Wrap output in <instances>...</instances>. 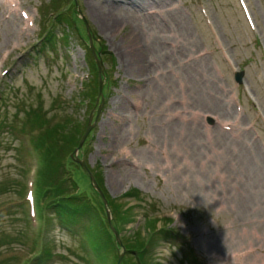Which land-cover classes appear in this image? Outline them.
<instances>
[{"label": "rangeland", "instance_id": "rangeland-1", "mask_svg": "<svg viewBox=\"0 0 264 264\" xmlns=\"http://www.w3.org/2000/svg\"><path fill=\"white\" fill-rule=\"evenodd\" d=\"M5 1L0 2V264L31 261L39 250L38 234L53 242L48 264L113 263L100 208L90 223L95 242L89 246L80 230L61 228L53 210L42 211L50 224L39 219V157L27 126L36 109L52 126L69 118L83 132L95 110L91 132L71 159L74 178L81 192L97 197L79 159L100 172L110 199L133 206L120 216L109 210L112 227L120 240L141 231L151 263L167 264L170 258L168 264H231L235 253L243 257L236 264H264V0H76V6L67 0L78 29L68 31L56 21L55 49L41 38L51 0H14L18 13ZM112 1L121 20L109 31L91 7H110ZM9 8L16 17L7 14ZM22 13L33 24L26 34ZM173 36L180 44L176 52L169 48ZM90 45L104 61L103 97L95 101L86 94L94 93L96 78L88 75ZM153 46L171 52L172 59L154 65ZM141 47L148 55L140 54ZM187 56L196 62L186 64ZM178 61L187 66H176ZM165 65L179 69L164 70ZM164 75L173 99L152 82ZM193 78L210 88L198 102L189 98L198 92ZM226 106L227 116L221 112ZM189 112L200 114L194 121L202 128L182 126ZM170 120L174 124L166 126ZM196 128L191 136L196 144H190L183 131ZM131 191L139 198H127ZM154 219L163 222L150 231L147 222ZM165 219L172 223L165 225ZM169 229L173 238L165 237ZM251 242L253 251L247 249ZM162 243L175 247L165 251Z\"/></svg>", "mask_w": 264, "mask_h": 264}, {"label": "trees", "instance_id": "trees-1", "mask_svg": "<svg viewBox=\"0 0 264 264\" xmlns=\"http://www.w3.org/2000/svg\"><path fill=\"white\" fill-rule=\"evenodd\" d=\"M72 2L71 0H69ZM62 0H57L51 8L55 9L62 4ZM60 24L67 25L68 28L77 29L76 16L74 13V7L71 10L69 16L64 14L60 16ZM76 22V23H75ZM78 33V32H77ZM47 42L51 45H55V36L51 34L48 35ZM87 52L89 53L88 64L91 67V72L95 75V81L92 83V87H95L93 94H87V97L92 101L93 96L97 97L99 93V81H98V68L94 62L91 49L87 47ZM105 52V51H104ZM103 59V57H102ZM87 85V87H89ZM31 115L33 118L27 126H30V130L33 132V148L35 149L39 157V167L36 171L37 176V187L40 196V210L39 219H45V224H50L51 220L48 216L43 217L45 210L51 211L58 216L60 220L59 224L61 228H67L68 231L72 229L80 230L83 232L84 239L86 240V245H92V241L95 242L93 231L90 229V223L94 221L96 213H98L99 208L106 214L105 206L97 194V197L90 192H81L80 185L78 182L69 175L74 172L73 163L71 160V155L74 153L75 149L79 146V143L83 137L84 130L79 128V124L75 123L71 119H65L64 121L52 126L44 115L38 112ZM72 129H69L71 128ZM87 127V126H86ZM82 132V134H81ZM36 134V135H35ZM92 171V170H91ZM97 184L104 192L106 199L109 203V209L112 212H118V215L126 214L133 210L132 207H128V203L124 205L118 203L116 200L109 198L106 190L104 189L103 178L99 174L98 170L92 171ZM138 191H131L127 193V198L136 197L139 198ZM128 207L124 209L125 207ZM44 209V212H42ZM163 222V219H154L147 222V227L150 231L156 230L158 223ZM165 225H170L172 220L165 219ZM93 224V223H92ZM114 224V219H113ZM101 228L105 230L108 240L109 248V259L112 260V264L118 263V245L116 243L115 237L108 226L107 215L106 218L101 220ZM74 232V231H73ZM161 232V231H160ZM175 232L171 229L166 231V235L169 238L174 237ZM133 236L123 237V245L126 249V255L123 259L122 264H153L152 259L149 261L147 259L149 243L145 242V238L142 236L141 231H136L132 234ZM38 234L36 236L35 246L39 248L36 252H32L33 259L27 264H48L55 254L53 248V242L43 240V237ZM177 235H175L176 237ZM5 240L3 239V243ZM1 243V242H0ZM85 245V244H84ZM34 247L32 248V250ZM14 261L17 258H12ZM9 260H4L3 264H6ZM149 261V262H148Z\"/></svg>", "mask_w": 264, "mask_h": 264}, {"label": "bare ground", "instance_id": "bare-ground-1", "mask_svg": "<svg viewBox=\"0 0 264 264\" xmlns=\"http://www.w3.org/2000/svg\"><path fill=\"white\" fill-rule=\"evenodd\" d=\"M4 0H0V2H3ZM164 1H166V0H164ZM163 1V2H164ZM14 3H16L14 0H7V1H5V4H9L10 6H14L15 7V4ZM147 4V3H146ZM106 6L104 7H102L101 6V4H99V5H97V7H95V6H93V4H92V7H91V13H92V15L95 17V18H97L101 23H102V25H103V28L105 29V30H112L113 28H115V27H117L119 24L118 23H120V18L118 17L119 16V14H117L116 12H119L118 10H120V7H118V6H116V3H113V1H112V4H111V6L109 7V6H107V4H105ZM101 7H102V12H104L102 15L101 14H99V9H101ZM16 10H18L17 8H15V11ZM8 12H7V14H9V16L10 17H16V13H12V10H10V8L7 10ZM131 12V11H130ZM16 14V15H15ZM25 20V22H28V17H27V15H25V18L23 17V21ZM30 21H32L31 19H30ZM29 24H27V26H26V28L25 29H21V33L23 34H26L27 32H28V30H29V26H28ZM25 31V32H23V31ZM171 41H172V45L169 47L170 49H171V52L172 51H175L176 52V49L177 48H179V46H180V44L179 43H175L176 42V40H177V38L175 37V36H173V37H171V39H170ZM177 42H179L178 40H177ZM154 47V46H153ZM183 47V46H182ZM181 47V48H182ZM173 49H175V50H173ZM141 51V53L140 54H143V55H148V50L146 51V49H144L143 47H141V48H139V52ZM154 54L156 55V54H158L157 55V60H158V64L156 63V64H154V65H157V66H160V63L162 62V59L164 58V57H166V58H170V60L172 59V56H173V54L171 53V52H167V51H165V49H163V48H160V47H157V46H155L154 47ZM183 49L181 50V52L180 53H183ZM187 58H191V59H189L187 62H186V64H188V63H190V62H192V59H194V62H196V60H195V57L193 58V56H187L185 59H187ZM142 62L144 61V60H141ZM160 62V63H159ZM132 64H133V62H132ZM146 64V63H145ZM186 64H184V65H182V62H180V61H178V62H176V66H187ZM134 65V64H133ZM161 65H162V63H161ZM167 65H165V67H166ZM176 66H173V65H171V67H169V65H168V67H169V69H167L168 67H166V69H164V70H171V69H173V71H175V70H178L179 69V67L178 68H176ZM147 68H148V70L150 69V66L148 67V65H147ZM142 69H143V71H145V69H146V66L144 67V65L142 66ZM162 73H164V72H162ZM167 80V76L166 75H164V76H162V80H160V81H158V83L154 80V81H152V82H154V83H156L158 86V88L160 89H162L163 91H164V93H163V95H173L174 93H170V92H168L167 90L168 89H170L169 88V86L170 87H172V85H171V83L170 82H167L166 81ZM193 80H194V82L195 81H197L198 83H196L197 84V86H198V92H197V94L195 93V94H193V95H191V97H189L190 98V101H192V99L194 98L197 102L198 101H201V98H203L205 95H206V93H210L208 90H210V88H207V84L204 86V82H202L201 80L199 81V80H195L194 78H193ZM152 82H149V84H152ZM200 82V83H199ZM160 89V90H161ZM195 90V89H194ZM149 91H150V89H149ZM211 92H212V90H211ZM160 93V92H159ZM200 95H203V97H201ZM175 95H173L172 97H170L171 99H173V98H175L174 97ZM214 96H215V99H217V96H216V93H214ZM203 102V101H202ZM186 103H188V102H186ZM172 104H174V102H172ZM192 105V104H191ZM228 106H226V107H224V108H222V110H221V112L222 111H224V115H229L230 114V111L228 110V108H227ZM122 109L123 110H121V111H124V107H122ZM126 113V112H125ZM184 113V112H183ZM189 113H191V112H189ZM223 113V112H222ZM222 115V114H221ZM218 116V119H223V117L222 116ZM186 117V118H185ZM196 117H201L200 116V114H195L194 115V117H192V113L190 114V116H187V115H184V118L186 119V120H184V122H185V124H187V125H184V124H182V126L183 127H185V126H189V125H197V127H199V128H202L201 127V124L200 123H197V124H195V121L194 120H197L198 118H196ZM187 118H190V119H187ZM202 120H203V117H202ZM204 120L205 121H207V119H206V117L204 118ZM226 120V119H225ZM190 122V124H188ZM224 122V121H223ZM227 122H231V121H227ZM174 124V122L172 121V120H170V121H168V123L166 124V126H171V125H173ZM231 126L232 127H234V125L233 124H231ZM197 131H199V129L198 128H196V129H193V130H191V131H183V135H184V137H185V139L186 140H188L189 142H190V144H196L195 143V141H193L192 139H191V136H193V135H195V132H197ZM208 132H210V130H209V128H208ZM186 133H188V134H186ZM197 144H198V142H197ZM233 152H235V154H236V152H238L236 149L233 151ZM250 244V247L249 248H247L248 250H250V251H253L255 248H254V245L252 244V242L251 243H249ZM240 256V255H239ZM238 255H235V253L231 256V257H229L228 258V260L230 261V263L231 264H236L237 262L236 261H242V259H243V257H239Z\"/></svg>", "mask_w": 264, "mask_h": 264}, {"label": "water", "instance_id": "water-1", "mask_svg": "<svg viewBox=\"0 0 264 264\" xmlns=\"http://www.w3.org/2000/svg\"><path fill=\"white\" fill-rule=\"evenodd\" d=\"M92 51H93V53L95 55V51L93 50V48H92ZM95 59L97 61V64H98V67H99V70H100V75H101L103 73L102 61L99 60L96 56H95ZM102 91H103V84L101 82V84H100V95H102ZM92 118H93V114L91 115L90 120H89V127H88V129H87L84 137L82 138V141L80 142V145H79L78 149L75 151V154H77L78 151L84 146V143H85L86 139L88 138V136H89V134L91 132V129H92V126H91ZM76 162L79 163L81 165V167L88 173V175L90 176V179H91L92 183L95 185L94 188L100 193L102 199L104 200V204H105V207L107 209L108 222H109V225H110L111 229L113 230L114 228L112 227V216H111V213H110V211L108 209V202L105 199V196H104L103 192L95 184V179H94L93 175L91 174V171H89V169L87 168V165L83 161H80L79 159L76 160ZM113 232H114V234L116 236V239H117L118 244L120 246H122V242L120 240V237H119L118 233L116 232V230H113ZM123 258H124V251L119 255L118 264H122Z\"/></svg>", "mask_w": 264, "mask_h": 264}, {"label": "clouds", "instance_id": "clouds-1", "mask_svg": "<svg viewBox=\"0 0 264 264\" xmlns=\"http://www.w3.org/2000/svg\"><path fill=\"white\" fill-rule=\"evenodd\" d=\"M173 247H175L174 244L164 246L163 243H162V249L165 250V251H166L167 249H169V248H173ZM169 259H170V258L167 259V264H168V260H169ZM162 264H163V262H162Z\"/></svg>", "mask_w": 264, "mask_h": 264}]
</instances>
